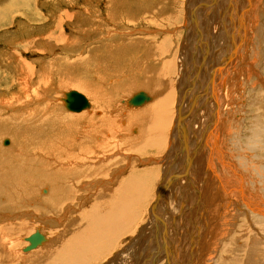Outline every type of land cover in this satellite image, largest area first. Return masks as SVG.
<instances>
[{
  "label": "bare ground",
  "instance_id": "6f19581e",
  "mask_svg": "<svg viewBox=\"0 0 264 264\" xmlns=\"http://www.w3.org/2000/svg\"><path fill=\"white\" fill-rule=\"evenodd\" d=\"M235 1H238V0H234V2ZM241 1H243V4L244 3L248 4V0H239V2ZM227 2H229V0H227ZM208 3L209 2L206 3V6L200 9V13H202L206 7L211 6V9L207 10L206 17H204V20L206 24H209V23L215 24L214 29H216L217 23H218L219 28L217 29V31L223 30L224 34L220 32L221 36L223 37V35H225L224 39L226 38L227 39L224 42L227 41V43L229 44L228 45L224 44V48H223V45L222 46L219 45L221 46L219 47L220 51L217 50L218 47L214 46L216 48L215 51L217 50L218 52L216 51L217 53L215 54L213 52V55L211 54L212 55L211 57L205 56L204 58L205 61L203 60L202 62H200L201 64H199V61H198V64H197L198 66L196 65L198 57L195 56L196 53L195 54L192 53V58H194V60L191 63L193 65L192 72H194V75L193 76L188 75V76L190 79L195 80V89L197 88V92L195 93V89H194V92H192V82H191V84L188 85L190 88V96H191L190 100L188 99L187 95L186 96L180 95L183 88L185 87V85H183L184 83L183 84H181V82L179 83L180 85L179 86V91H180L179 97L176 96L175 92H172L173 88L171 89L170 82H169L171 78L166 79V75L172 74L171 69H173L171 68L172 65L168 62L169 64L168 63L163 64L162 68L157 67L152 70L147 69L145 71L146 78L143 81L140 80L137 76L136 77L134 76V78H130L132 79V82L131 81L129 82L130 80L129 78H125L126 81H128L127 83H129L128 85H126V87L123 86L124 88L123 90H125V92L129 91L134 86L136 87V89L140 87H145V88L151 89V92L155 96V99L152 101L151 100L152 95L149 96V91L146 92L142 90L149 96V99L146 100L147 102L145 101L144 103H142L140 105L142 107L134 108L132 110H129V112L127 113L125 112L124 116L120 115L121 122L118 117V120L120 122L119 124L116 121H114L116 120L115 119L116 116H114V114L112 116L110 114L111 112L109 109L110 106H113V104L111 103L115 102L116 97H114V95L111 92H108V93L103 92V91H101L103 93L96 92L94 89H91L88 86H85L79 81H76V84L73 86H77L79 87V89H83L85 91L89 90L90 95L93 97V101H95V102L89 101L90 106L85 108L87 110L85 109H83L84 111L69 110L65 106V103H64L66 92L63 98H59L63 106L68 111L81 113V114L77 113V116H72L69 114L67 115L65 113L62 115L61 114L59 115L58 113L56 114L54 109L55 107L57 109V106L52 105L51 102H47L46 107H45L47 108V110L45 114L50 109H52L53 112L49 111L47 113L48 117L43 118V122L46 125L40 120L34 126L33 124H30L29 119L33 116H34V119H37V114L34 111L29 110L27 107L23 109L22 108L23 106L21 107V109H23L24 112L22 110H19L20 108L17 109L16 107H14L15 109L14 113L12 115L10 114L9 118L3 117V121L5 122H2V123H5V124L6 123L12 124V122H14L15 123L14 125H16V124H20L21 122L22 128H20L21 129L20 132L25 131L26 129L25 126L26 127L32 126V129L35 131L33 132V134L35 133L34 134L35 137L32 136L33 134L31 135L30 133V135L32 136L31 138L34 137L33 139H37L39 141L40 137L43 136V139H40V140H43V143H44L43 146L44 145L45 146L42 147L41 150H37V153L36 152L34 153L33 151L31 153L25 150L24 147L18 148L16 146H13V149L9 150V148H6L4 150V152L10 156L8 157L1 156L0 164L3 165L5 169L0 175V222L2 220L5 221V223L0 224V260L2 261V264L6 262H11L13 259H16L17 252H18V251L15 252L14 250V253L12 254V251H11L13 250L14 248L13 246L15 245L16 241H19L17 238L11 237L12 233L13 235H15V232H14L15 231V221L12 220L13 219L12 216L14 215L17 216L18 214H21V216L24 218L25 216H28L31 214L30 210L29 209L27 210V207H33L34 211H37V213L43 214V217L48 226L50 225L59 226V224L61 225L64 221H66L65 227L67 229L65 230L69 231L71 226L68 223L69 221H71V219H68V216L71 214V212L75 213V211H77V206L80 207L81 205H83L89 200L87 199V197H84L82 199L83 200L82 202L81 201L78 202L79 198H77V200L75 201V204L74 203L73 205L72 204L66 205V204L74 196L77 197V194H75V189L82 191L83 189H85V187L93 188L95 192H97L99 195L103 197L110 196V194L113 196L111 199H107L106 202H103L99 204L98 206L93 207L91 210H89V208L86 211L83 210L82 215H84V218L82 219V222H80L79 224L76 223L77 224L76 228H73L72 231L66 233L67 234L66 238L63 239L61 236V243H64L63 245L60 243V245L58 246H55L56 244H50V246H47L48 243H57L58 240L45 243V240H46V237H45V240L40 245L34 248L35 250L32 249V251L26 254L22 262L23 264H42V260H43L49 264H88L90 261L96 260L99 254L103 252V250H106L107 248L111 249L112 245L116 243L115 241L118 240V238H120L124 232L125 234H127L130 231L129 224H131L132 226V224H134L133 222L135 220L136 221L138 220L137 215L141 213L140 208L144 205V202L148 197L147 193L149 192L150 184H152L153 181H157L154 179L156 178L158 174H159V177H158L159 181L161 180L163 181L162 183L159 184V186L157 185V189H158L157 197L156 196L154 197L155 199L150 209L151 215L154 220L153 223H155V229L148 232L147 237L145 239L146 242L145 240L143 242L139 241L138 246L135 245L137 246L138 249H137V252L135 253L136 256L133 262L130 260L132 262L131 264H135V263L139 264L138 259L136 260V257L137 258L143 257L144 249H146L147 251V256L145 255L147 259L149 255H151V253H149V251L152 250L150 247L153 248L152 253L155 254L153 256L158 255L157 257L161 258V260H159L158 262L165 260V263L162 262L163 264H180L177 257L174 258V256H172L174 252L177 251V247H178V246H174V243H172V241L174 240L175 244L178 245L179 243H193L191 242V239L189 238L190 236L195 237L196 240H200L203 238L201 236H202V232L204 233V230L200 231L195 226H192V227H189V226L192 224V221H194L195 224H199V222L201 225L204 224L203 221L205 220V217L202 211L204 210V207L207 204L208 198L211 197L209 199V205L208 207H206V209L207 208L212 209L214 208V205L216 204L215 200L217 198V193L219 189H217L215 186H214L215 188L212 186L210 190L207 188L208 184L210 185L212 184L211 183L212 179L208 177L209 174H211L213 179L216 178V179H219L220 182L222 181V183L224 184V187L228 189L229 192L237 191L238 195L237 196L233 195V197H229L227 201L229 204L231 203V206H230L231 209L228 210L230 214L229 213L224 214L223 213L224 211L222 213H219L221 211L217 210L216 205H215L216 211L214 210L215 212L213 213V218L214 219L216 218V221H219L220 219H222L223 221L224 219L223 223H221L222 221H219V226L221 229L218 228L219 230L217 232V235L215 234L217 236L215 240H217V243L221 237H224V240H220L222 243L221 245L222 249L220 250L217 247V243L214 242L215 240L212 239L211 237L209 241V243L211 242V240L213 241V243L210 244L212 245L211 248H214V250H216L215 251L216 254L219 252V250H220V253L216 260L213 258L214 253L213 254L210 253L209 257L211 258L209 259V261H204L205 264H215V263H218V264H262V260L264 259V191H261L262 189L261 188L259 189L257 184L261 183L264 189V172H260L259 175H256L253 178V180H251L250 178L252 177H250V174H252L251 173L252 171H250V169L254 170L256 167L257 168L260 167V166L259 167L256 166L254 168L250 164L255 161L248 160L246 162H242L234 166L224 164L222 161L223 160L225 161L224 159L225 156L223 155L224 154L222 151L223 148L221 149V147L224 146L222 141L224 140L223 142L226 143V139H225V136L224 135L222 136L219 132V126H220L219 123L221 119L219 112L220 110H222L223 102H222V98L219 96L218 88L224 82L222 81L223 74L221 72L222 69H221L220 64H222L223 62L226 63V61H229V57L231 55H234L233 62H237V60L240 59V57H238L240 56V54L235 53L236 51H234V54H231L235 48V45L237 44L235 41V37L232 36L233 39H229L230 33L232 34L235 33V32H231L232 29H236V26H235L236 21L231 22L232 21L231 16L239 8L234 7L235 8L234 10L233 6L230 5V2H229L230 10L229 9L228 10L230 11L229 12L230 17L229 16L227 17L225 13V16H224L225 18H224V17H221L222 15H220L219 12L221 10H222L221 11L222 13L224 12L221 5L223 3V7H225L226 6L225 2L216 0V1H212L211 3H209V5H207ZM254 4H256V2ZM188 7H189V3H188ZM228 10H226V12H228ZM156 11L159 12L160 9L159 11L158 9H156ZM152 15L154 14H151V13L148 15L146 14V17L147 16L151 17ZM217 15H220L218 22L214 20L215 17H217ZM130 17L128 16L127 18L130 19ZM151 18L154 19V17H151ZM227 18H229V20H227ZM236 18L239 19L238 16H236ZM172 19L173 18H171V20ZM196 19L199 20V17ZM122 20L124 19L122 18ZM167 20L169 21V19ZM213 20L215 22H213ZM133 21L129 20V22L131 23ZM195 21L188 20V24H194L193 22ZM226 21H229V23H227ZM154 22L157 23L156 21ZM242 24H243V29L241 30H243L244 32H247V28L249 29V26L244 25L245 23H242ZM124 27H126V25ZM103 30L104 29L102 27V30L98 32L103 33ZM247 34H249V32ZM103 40H104L103 36H100V38L97 39V41H99L100 43H102ZM141 41H144V40H141ZM141 41H138V43L136 44H139L140 46ZM202 42L204 41L202 40L201 43ZM220 43L222 42L220 41ZM203 44L204 43H202V45ZM163 45H165V43ZM96 46L93 47L94 50H96L97 48V50L105 51L106 50L105 46L107 47V44L104 42L103 44H100L97 47ZM131 46H132V43H131ZM191 46H192V43H191ZM85 48L86 46L85 47L82 46V48L80 49H83V50L81 52H77V54L79 55V53H82L83 51H85ZM76 49L77 51H79V47H77ZM155 49L157 50L155 51L156 52L155 55L158 56L160 59H165V54H164L165 48L160 50L158 46V49L157 48ZM190 49L192 52L193 48L190 47ZM186 50L188 49L186 48ZM245 53H246V48H244L243 56L245 55ZM161 56L163 58H161ZM87 59L84 58L86 62L88 61ZM207 59L210 60L211 62L210 66L213 69H211L210 66L206 65V62L210 63L209 61H207ZM96 61L98 62V59ZM161 61H164V60H161ZM204 65H205V68H204ZM195 66L197 67L195 68ZM234 68H235V64L233 63L228 71L229 73L224 77L225 79L229 77L231 71L235 70ZM208 69L209 70L211 69V70L209 71ZM214 71H215V76H212ZM201 75H204V77ZM176 79L177 78H175V80ZM180 80H181V76H180ZM209 80L211 82V92H209L208 87H207ZM203 82H205L206 84ZM214 83H216V85H213ZM202 84H204L205 86V90H204L205 92L204 93L202 92L201 94L200 88L201 86H203ZM201 89L203 90V88ZM227 89H228V86L226 85L225 91ZM140 91L141 90L137 92L135 91V93H133L132 95L134 96ZM56 98L57 97H55L53 101L56 102L57 100ZM130 99L127 100V104L129 106H139V105L131 104ZM150 101H152V103L148 104V102ZM25 102L26 103L28 102L27 98ZM213 102L216 103V107L213 106ZM3 103L5 102L1 103L2 106L6 104V103L5 104ZM93 103L95 104L96 107L105 105L104 107L107 111L106 114L109 113V115L103 116L104 113L102 112V110H97V109L95 110ZM58 105L60 104L58 103ZM204 108L205 110L203 111ZM85 112L86 113L91 112L93 114L95 112V114L97 113V115L95 114L94 115L100 116V117H95L94 115H92L94 117L93 118L92 116L87 115ZM40 116L42 117V115ZM19 117H22V118L25 117V118L23 121H21L18 119ZM76 117H82L86 119L84 121L86 125L84 124V122H82L84 125L82 124V126L80 127H76L75 124L73 126L72 124V127H75L76 129L73 132L72 130H69L68 131L69 134L64 132V135L59 130L56 131L54 129L55 126L57 125L56 124L57 121H61V120L67 121L65 120L66 118H70L72 120L73 118H76ZM223 117L224 115L222 116V118ZM239 118H243V117H239ZM99 119L101 120L100 125L102 122H103L102 125L105 124L103 127L101 125L102 129L97 127L98 126L97 120ZM111 119L114 122H112ZM17 120H19V122ZM242 120L238 121V119L235 118L234 125H237V124L239 125ZM90 121H93L94 123V126H93L94 131H92L93 129H91V126L93 123L91 124V126H89ZM115 122L117 123L116 125L114 124ZM127 122H130V123L127 124ZM196 122H201V126L199 128L195 127ZM110 123H113L112 124L113 126L109 125ZM123 123H125L124 126H123ZM106 124L108 125V127L106 126ZM67 125L70 126L71 124H67ZM173 125H174L173 137L169 139L170 137L168 138V135L170 131L172 130ZM45 127L46 129H44ZM8 129L10 130L11 128L8 127ZM38 129L40 130V132L38 131ZM95 129L97 130L101 129L103 131H95ZM52 131H54L57 134H52ZM13 132H14V129H13ZM36 132H38L39 134H37ZM236 132L240 134L238 130H236ZM75 133H76V136L71 137ZM112 134H115V136H113ZM20 139L22 138L16 137V139L13 141L17 143ZM8 143L9 141L7 143L5 142V145H7ZM22 143L24 145L25 142L23 141ZM76 146H80V148H77ZM59 147H61V149ZM44 149L46 150L45 153L43 152ZM120 150H122L121 153L123 157L119 158V156H117V158L115 159H110L108 157L109 159H107V161L109 162L108 164L105 163L106 156L111 155L112 154L111 152H114V151L118 154ZM194 150L196 151V153L199 152V154H201V156L203 157L202 163H203V166H205V173H207L208 175L207 174L201 175L202 172L200 173L199 171V161L195 160L196 153L194 155ZM34 151L36 150L34 149ZM127 153L128 155H125ZM135 154H137L138 156L139 155L146 156V155L152 154L153 156L149 158L148 157L139 158L141 157L139 156V157H136L137 160L134 161L135 159L134 160L132 159L134 158ZM243 155H245L247 159H250L251 157V154H248L247 156L246 153L245 154L243 153ZM124 160L125 161L127 160V163H125L126 166L120 165L122 164ZM52 161H56L60 165V168L55 167V165L52 164ZM150 161L151 162L154 161L157 164L160 163V165H163L162 167L163 169L160 167H156V166H153V167L150 166L149 169L142 168L143 170H141L140 168L133 167V163L137 162V164L142 165L145 163H149ZM91 162L93 164H91ZM111 164L117 167L119 165V168H115V170L112 169L113 171H110L108 169ZM129 166H131V169L129 170L127 174L123 175L122 173H124L126 168ZM241 176L244 177L245 179L244 178L242 179ZM184 178H187V181H188L187 183H186V180H184ZM258 178L260 181L259 183L256 182L258 181ZM249 180L254 184L252 186V189L254 190L255 193L250 190ZM113 183H114V186L112 188H108V186H110L109 184L112 185ZM179 183H181L180 186H179ZM37 186L38 187L45 186L42 192L45 191L46 193H48L47 196L44 197V195H40V190L37 191V188H36ZM105 186L107 187L105 188ZM202 186L205 188H203V193L201 192L202 194H199L200 191L197 189H200ZM46 188H48V190ZM89 192L91 193L92 191L90 190ZM204 194H205V197L201 199L200 196L201 195L204 196ZM239 200L243 201L242 203L244 206V209H243L244 212L248 216H250L251 221L258 226L257 228L255 227L253 228V226L251 225L253 229H256V231H254L253 229H251L252 231L248 230V233L247 231H245V235H250L246 237L245 239H242L244 237L239 236L240 235L239 232L241 231V229L236 230V225L238 224V219H239L236 217L239 216L240 213H243V211H241L242 209L239 210V205H242L239 203ZM223 201L224 200H222L221 202L223 203ZM170 202H172V207H174V204H173L174 202L176 204L175 208H173L174 209L173 211H172V208L170 207L171 206ZM65 205H66V210H65ZM185 205L189 209H187V207L185 208ZM223 206L225 207V205ZM196 207H198V209ZM180 209L181 210L183 209V210L180 211ZM257 210H260V211H257ZM164 211H167L165 212L167 216V220H164V219H163L164 221L159 220L160 216H163ZM225 211L227 210L225 209ZM235 212H239V213L235 215ZM46 214H48V217L45 218ZM140 216L142 215L140 214L139 217ZM5 217H11V219H8ZM28 218L29 216L27 217V219ZM25 220L22 221L21 225L25 224L23 223L25 222ZM242 221H245V220L242 219ZM27 225L28 224H25L24 225L25 227H22V228L23 229L27 228ZM213 227L210 228L212 229V231L214 230ZM137 228L139 227L137 226ZM210 229L208 228L207 230H210ZM228 231H230L232 234L230 235V237H228L229 236ZM242 232L243 231H241V233ZM125 234L123 236H126ZM189 234L191 235L189 236ZM143 243L144 244L149 243L147 245L148 248H143L142 247L144 246L142 245ZM43 244L45 245L43 246ZM214 245L215 247H213ZM18 255L21 256L23 254L18 253ZM211 255H213V257ZM200 260H202V258H200ZM200 260L198 261L200 262ZM140 261L141 260H139V262ZM154 262L156 263V260L154 259H152V261H147L148 264H155Z\"/></svg>",
  "mask_w": 264,
  "mask_h": 264
},
{
  "label": "rangeland",
  "instance_id": "374dc122",
  "mask_svg": "<svg viewBox=\"0 0 264 264\" xmlns=\"http://www.w3.org/2000/svg\"><path fill=\"white\" fill-rule=\"evenodd\" d=\"M204 1L206 3L207 2L211 3L212 1H216V0H210V1L209 0H22V1L21 0H0V113H2L0 114V120H1L0 122V145H1L0 146V159H1V156H4V157L10 156L4 152L6 148H9L10 150V149H13V146H16L18 148L24 147L25 150L31 153L32 151L34 153L35 152L37 153V150H41V148L45 146V145L43 146L44 144L43 140H40V139H43V136L40 137L39 141L37 139H33L35 137L34 136L35 133L33 134V132L35 131L32 129V126L30 125H29L30 127L25 126L26 128L25 131L20 132L21 130L20 128H22L21 122L20 124H16V125H14L15 124L14 122H12V124L10 123L5 124V123H2V122H5L3 121V117L9 118V115L10 114L12 115L14 113V110H15L14 107H16L17 109L20 108L19 110H22L23 112H24L23 109L27 107L29 110H32L37 114V119H34V116L29 119L30 120L29 123L33 124L34 126L35 124L38 123L39 120L43 122V118L48 117L47 113L49 111H52V109H50L45 114L47 110V108H45L47 102H51L52 105L57 106V109L56 107L54 109L56 114L58 113L59 115L60 114L62 115L65 113L67 115L69 114L72 116H77V113L78 114H81V113L68 111L63 106L62 102L59 100V98L64 97L65 92L70 91V90H77L82 93H85L84 95L86 97L88 96L87 98H89V101H93V97L90 95L89 90H87L88 91L87 92L83 89H79V87L77 86H73L76 84V81H79L85 86H88L89 88L94 89L96 92H101V91L106 92V93L111 92L114 95V97L117 98V99L115 98V102L111 103L113 104V106H110L109 109L111 112L110 114L112 116L113 114L114 116H116L115 117L116 120L114 121H116L118 124L121 122L120 115L124 116L125 112L127 113L129 112V110H132L137 107H142L140 105L139 106H129L127 104V100L133 97L132 94L135 93V91L136 92L139 90L141 91L144 90L146 92L149 91V96L152 95L151 100L153 101L155 99V96L153 95V93L151 92V89L149 88L140 87L136 89V87L134 86L127 92L123 90L124 89L123 86L126 87V85L129 84L127 83L128 81H126L125 78L130 79V78H134V76L135 77L137 76L140 80L143 81L146 78L145 71L147 69L152 70L157 67L162 68L163 64L169 62L172 65L171 68L173 69H171L172 74L166 75V79L171 78L174 81L173 82L171 79L170 81L168 80L170 82L171 89L173 88L172 92H175L176 96L179 97V92H180L179 83L180 82L181 84L184 83L183 85H185V87L183 88L181 92L182 94L180 93V95L181 96L187 95L188 99L190 100L191 99L190 88L188 85H190L192 82V92H194V89H195V80H192L189 78L190 75L192 76L194 75V72H192L193 65L191 63L194 60V58H192V53L194 54L196 53L195 56L198 57L197 63H196L197 65L198 61H199V64H201L200 62L204 60L205 56L211 57L213 55V52L215 54L218 51H220L219 47L223 45V48H224V44L225 45L229 44L227 43V41L224 42L227 39V38L224 39L225 35H223V37L221 36L220 32L224 34L223 30L217 31V29L219 28L218 23H217L216 29H214L215 24L213 23L206 24L204 17H206V12L208 9H211V6L206 7L204 11L200 13V9L206 6V3ZM220 1L226 3L225 7H223V3L221 5L224 11L223 13L221 12L222 10L219 12V14L222 15L221 17H224L225 13L227 17L228 16L230 17L229 2H230V5L233 6V8L234 7L239 8L231 16V19H232L231 22L236 21L235 22L236 29H232L231 32H235V33L233 34L230 33L229 39H233V37H235V41L237 43L231 54H234V51H236L235 53L240 54V56H238L240 57V59L237 60V62H233L234 55H231L229 57V61H226V63L223 62L222 64H220L221 69H222L221 72L223 74L222 81L224 82L218 88L219 96L222 98V102H223L222 110H220L219 112V115L221 116L220 123H219L220 124L219 132L222 136L224 135L226 139V143L223 142L224 140L222 139L223 140L222 143L224 146H222L221 149L223 148L222 151L224 153L223 155L225 156V157L223 156L225 161L223 160L222 162L226 165L228 164V165L234 166L242 162H246L248 160L255 161V162L250 163L255 168L256 166L259 167V166L264 165V153L258 154L257 157L255 158L251 155L250 159H247L246 156L243 155V153L244 154L246 153L247 156H248V153L243 149L241 142L243 138L247 137L252 127H254L257 124L264 125V0H258V2L257 0L256 1L248 0V4L247 3L243 4V1L239 2V0L235 2L234 0H229V2H227V0H220ZM255 2L256 4H254ZM188 3H189V7H188ZM209 3L207 5H209ZM156 9H158V11L160 9V11L157 12ZM226 10H228V12H226ZM238 12L240 15L238 14ZM150 13L154 14L151 16V17H154V19L151 18L150 16L146 17V14L148 15ZM158 14L159 15L161 14V15L159 16ZM220 15H217V17H215L214 20L216 22H218ZM128 16L129 17L131 16L130 19L127 18ZM236 16H238L239 19H237ZM198 17H199V20L196 19ZM122 18L124 20H122ZM166 18L169 19V21L171 20V18L173 19L169 22ZM129 20L131 21L134 20V21L131 23L129 22ZM188 20H192V21L196 20V21L193 22L194 24H188ZM214 20L213 22H215ZM227 20H229V18H227ZM154 21H156L157 23H155ZM241 21L242 23H245L244 25L249 26V29L247 28V32H244L243 30H241L243 29V24L241 23ZM226 22L229 23V21H226ZM123 25L124 26L126 25V27H124ZM101 26L105 30V31L103 30V33L98 32L102 30ZM248 32L249 34H247ZM100 36L104 37L103 42L101 41L102 43L97 41V39H99ZM141 40H144V41H141ZM202 40L204 41L202 43H204L203 45L205 47L201 43ZM138 41H141L140 46L139 44H136L138 43ZM220 41L222 43H220ZM104 42L107 44V47L105 46V49H106L105 51L97 50V48H96L97 51L93 49V47H95L96 45L99 46L100 44H103ZM131 43H132V46H131ZM164 43L165 45H163ZM191 43H192V46H191ZM82 46L84 47L86 46L85 51L86 52L89 51L87 52L88 54L85 51H83L82 53H79V55L77 54V52H81L83 50V49H80L82 48ZM158 46L160 50L165 48L164 49L165 59H160L158 56L155 55L156 53L155 51H157L155 48L158 49ZM184 46L188 50H186ZM214 46L218 47L217 48L218 51L216 50L217 52L215 51L216 48ZM77 47H79V51H77L76 49ZM190 47L193 48L192 52H191ZM244 48H246V53L243 56ZM15 55L16 56L18 55V56L16 57ZM84 58L86 59L89 58V59H87L88 61L86 62ZM161 58L163 57L161 56ZM97 59H98V62L96 61ZM78 60H80L81 62ZM161 60H164V61H161ZM207 61L210 62V60L208 59ZM233 63L235 64L234 69L236 71L235 70H234L235 72L231 71L229 77L225 79L224 77L229 73L228 71ZM206 65L210 66L211 62L210 63L206 62ZM197 66H195V68ZM204 68H205V65H204ZM211 69L213 68L211 67ZM237 69L240 71H238ZM180 76H181V80H180ZM201 76L204 77V75H201ZM212 76H215V71ZM175 78L177 79L175 80ZM130 81L132 82V79H130L129 82ZM202 85L203 86H201V88H203V90L200 88L201 94L202 92L203 93L205 92L204 91L205 86L204 84ZM213 85H216V83H214ZM226 85L228 86V89L225 91ZM207 87H208L209 92H211L210 80H209ZM196 92H197V88L195 89V93ZM55 97H57L56 102L53 101ZM26 98L28 100L27 103L25 102ZM152 101L148 102V104L152 103ZM2 102H5L6 104L5 103L3 104H5L6 106L5 105L2 106L1 105ZM58 103L60 105H58ZM93 105L95 107V110L96 109L102 110V112L104 113L103 116L109 115V113L106 114L107 111L104 107L105 105L103 106L101 105L99 107L98 106L96 107L94 103ZM213 106L216 107L215 102H213ZM21 107L23 109H21ZM204 110L205 108L203 109V111ZM86 114L92 116L95 114V112L94 114L91 112L90 113L88 112ZM40 115H42V117ZM95 115H97V113ZM223 115L224 117L222 118ZM95 117H100V116H95ZM118 117H119L120 122L118 120ZM239 117H243V118H239ZM24 118L25 117L23 118L19 117L18 119L23 121ZM235 118H237L238 121L242 119L243 120L241 121L239 125L238 124L234 125ZM19 120L17 121L19 122ZM65 120L67 121H63V120L57 121L56 123L57 125L54 128L56 131L59 130L60 132H62L63 135H64V132L69 134L68 132L69 130H72L73 132L76 129L75 127H72V124L73 126L75 124L76 127H80L83 124L82 122H84L86 119L82 117H76V118H73L72 120L70 118H66ZM99 120H97L98 121L97 127L101 128V125L103 122L100 125L101 120L100 121ZM111 121L114 122L112 119ZM116 122L114 123L115 125L117 124ZM92 123L93 121H90L89 126H91ZM129 123L130 122H127V124ZM67 124H71V125L69 126ZM84 124L86 125L85 122ZM112 124L113 123H110L109 125H112ZM3 125L5 126V128ZM104 125H102V127ZM124 125L125 123H123V126ZM195 125H196L195 127L199 128L201 126V122H196ZM93 126H94V123L91 126V129H93L92 131H94ZM106 126L108 127L107 124ZM8 127L11 129L9 130ZM13 129L15 133L13 132ZM44 129H46V127ZM101 129H98V130L95 129V131H103ZM173 130H174V125L168 135V138L170 137L169 139L173 137ZM236 130H238L240 134H238ZM38 131L40 132L39 129ZM30 133L31 135L33 134L32 135L34 136L33 138H31L32 136L30 135ZM36 133L39 134L38 132ZM52 134H57V133L52 131ZM112 135L115 136V134H112ZM75 136H76V133L72 135L71 137H75ZM16 137L22 138V139H20L17 143H15L13 140H15ZM26 139L28 142L26 141ZM6 140L9 141L7 145H5ZM23 141L27 143L28 145L24 143L25 145L24 146L22 143ZM76 147L80 148V146H76ZM59 148L61 149V147ZM34 149L36 151H34ZM43 152L45 153L46 150L44 149ZM121 152L122 150H120L118 154L115 151L111 152L112 153L111 155L105 157L106 158L105 163L108 164L109 161H107V159L109 158L115 159L117 158V156H119V158L123 157ZM195 153L196 151L194 150V155ZM125 155H128V153ZM139 156L135 154L132 160L135 159L134 161H136L137 160L136 157H139V158L148 157L149 158L153 155L150 154L146 156H142V155H139ZM202 159L203 157L201 156V154L197 152L195 156V160L199 161V171L200 173L202 172L201 175H204L207 173H205V166H203ZM125 163H127V160L126 161L124 160L122 164L120 165L126 166ZM52 164H54L55 167L60 168V165L56 161H52ZM91 164L93 163L91 162ZM150 166L152 167L156 166L160 168L163 167V165H160V163L157 164L154 161L153 162L150 161L149 163H145L142 165L137 164V162L133 163V167L140 168L141 170L145 168L149 169ZM115 168H119V165L117 167L111 164L108 170L113 171L115 170ZM130 169H131V166L127 167L125 172L122 174L123 175L127 174ZM4 170L5 169L3 165H1L0 175ZM250 171H252L251 172L252 174H250V177H252L250 178L251 180H253V178L256 175H259L261 172L260 167L259 168L256 167L254 170L250 169ZM158 177H159V174L154 179L157 181H153L152 184H150L149 192L147 193L148 195L146 199L147 201L145 200L144 205L143 206L141 205L142 207L139 206L141 207L140 214L142 216L139 217L140 214L137 215L138 220L137 221L135 220L132 226L131 224H129L131 232L129 231L127 234H125L124 232L122 236L118 238V240L115 241L118 244L114 242L115 244L112 245V247L114 246L113 248L111 247V249L110 248L106 249L107 251L109 250L111 252L109 251L107 252L106 250H103V252L101 251L102 255L99 254L97 258L98 260L96 259V260L90 261L91 264H131L133 262L136 256L135 253L137 252V249H138L137 248L139 244L138 242L139 241L143 242L146 239L148 232L155 229V223H153L154 220L151 215L150 209L155 199L154 197L155 196L157 197V191H158L157 185L159 186V184L162 183L163 181V180L159 181ZM208 177L212 179L211 180L212 184L211 185L208 184L207 188L210 190L212 186L213 187L215 186L217 189H219L217 193V198L219 197L218 198L219 200L217 198L215 200L216 209L221 211L219 213H222L223 211H224L223 212L224 214L229 213L228 210L231 209L230 207L231 203L229 204L227 201L229 197H233V195L237 196L238 192L237 191L229 192V190L224 187V184L222 183V181L220 182V180L216 178L213 179L211 174H209ZM241 178L243 179L244 177L241 176ZM184 180H186V183L188 182L187 178H184ZM256 182L257 183L260 182L259 178H258V181ZM249 184H250V190L254 192V190L252 189V186L254 184L250 180H249ZM109 185L111 187L108 186V188H112L114 186V183L112 185L111 184ZM180 185L181 183H179V186ZM257 186L259 189L260 188L262 189L261 191H264L261 183L257 184ZM44 187L45 186H40V187L37 186L36 188H37V191L40 190V195H44L45 197L47 196L48 193H46L45 191L42 192V190H44ZM106 187L107 186H105V188ZM203 188L205 187L202 186L200 189H197L200 191V192L198 191L199 194L203 193ZM46 189L48 190V188ZM90 190L92 191L91 192L92 194L89 192ZM75 194H77V197L74 196L72 199H70L67 202L66 205H71V204L73 205V203L75 204V201L77 200V198H79L78 202L79 201L82 202L83 201L82 199L84 197H87L89 201H87L80 207L77 206V211H75V213L71 212V214L68 216V219H71V221H69L68 223L71 226L69 231L65 230L67 229L65 227L66 221H64L65 223L63 222L61 225L59 224V226L58 225L48 226L43 217V214L37 213V211H34L33 207H27V210L29 209L31 212V214L28 215L29 216L28 219H27L28 216H25L23 218L21 214H18L17 216L16 215L12 216L13 218L12 220L15 221V231H14L15 235H13L12 233L11 237H15L19 241H16L15 243L16 247L14 245L13 246L14 248L11 251H12V254L14 253V250L15 252L17 251L18 252H17L16 259H13V260L11 259L12 260L11 262H6L4 264H23L22 260L24 259L26 254L32 251V250H29V251L24 250L27 244H29V242L26 240V237L33 234L37 230L43 233V235L46 237L45 243L58 240L57 243H48L47 246H50V244H56L55 246L60 245L61 236L63 239L66 238L67 237L66 233L72 231L73 228H76L77 224L82 222V219L84 218V215H82L83 210L86 211L88 208L89 210H91L93 207L98 206L99 204L103 202H106L107 199H111L113 196L110 194V196L103 197L99 195L97 192H95L93 188H89V187H85V189H83L82 191L75 189ZM205 194L204 196L201 195L200 198L202 199L203 197H205ZM210 198L207 199V204L204 207V210L202 211L205 217V220L203 221L204 224L201 225L200 222L199 224H195L194 221H192V224L189 226V227L195 226L200 231L204 230V233L202 232V236H201L203 238L200 240H196L195 237L190 236L191 234H189L190 236L189 238L191 239V242L193 243H179L177 245L175 244L174 240L172 241V243H174V246H178L177 251L174 252L172 256H174V258L177 257L180 264H201V263L205 264L204 261H209V259L211 258L209 257L210 253L211 254L214 253V257L213 255L211 256L215 260L219 256L220 250L222 249L221 247L222 243L220 240H224V237H221L218 243H217V240L215 239L217 237L216 235H217L218 230L221 229L219 226V221H222V219L218 218L220 220L216 221V218L215 219L213 218V213L216 211L215 205H214V208L212 209H209V208L206 209V207H208L209 205ZM150 199L152 200V202ZM222 200L225 201V203L223 201L224 204L221 202ZM242 202L243 201L239 200V203L242 204V205H239V210L242 209L241 211H243V213H240L239 216L236 217V218H239L238 224L236 223L237 224L236 230L241 229V231L243 232L241 233L240 231L239 236L244 237L242 239H245L246 237L250 236V235H245V231H247L248 233V230H251L254 227L257 228L258 226L254 224L251 221L250 216H248L244 212L243 210L244 206ZM173 204H174V207H172V202H170V205H171L170 207L172 208V211L174 210L173 208H175V205H176L175 202ZM66 205H65V210H66ZM223 205H225V207ZM186 207L187 206L185 205V208ZM198 207L196 208L198 209ZM187 209L189 208L187 207ZM225 209L227 211H225ZM182 210L180 209V211ZM257 211H260V210H257ZM165 212L167 211H164L163 216H160L159 220H163V219L167 220V216ZM237 213L239 212H235V215ZM46 217H48V214H46L45 218ZM5 218L11 219V217H5ZM242 219H244L245 221H242ZM23 220H25V222L23 223L28 224L27 228L25 229L22 228V227H25L24 226L25 224L21 225ZM223 222H224V219L221 223ZM3 223H5V221L2 220L0 224H3ZM251 225L253 226V228ZM137 226L139 228H137ZM212 227L214 228V230L216 229L217 230L216 231L213 230L214 231L213 232L212 229H210ZM206 228L207 229L209 228L210 230H207ZM253 230L256 231V229H253ZM124 234L126 236H123ZM228 235H229L228 237L232 235L230 231H228ZM211 237L212 239L215 240L214 242L217 243V247L220 249L217 254L215 252L216 250H214V248H211L212 245H210L211 243H213V241L211 240V242L209 243ZM61 244L63 245L64 243H61ZM148 244L149 243H145V244L143 243L142 245L144 246L142 247L148 248L147 247ZM44 245L45 244H43V246ZM206 247L208 250L206 249ZM213 247H215V245ZM150 248L152 249L150 250L151 252L149 251L151 255H149L147 259L145 257V255L147 256L146 249H144V252L146 254L143 252V257L141 258L136 257V260L138 259V263L148 264L147 261H152V259L156 260V263L154 262L155 264L165 263V260L158 262L159 260H161V258L160 257L158 258L157 257L158 255L153 256L155 255L154 253H152L153 248L152 247ZM18 253H21L23 255L20 256L18 255ZM200 258H202V260H200ZM139 260L141 261L139 262ZM198 260H200V262ZM90 262L88 264H90ZM263 263H264V259L262 260V264ZM0 264H2L1 260H0ZM42 264H49V263H46V261L42 260ZM215 264H218V263H215Z\"/></svg>",
  "mask_w": 264,
  "mask_h": 264
},
{
  "label": "water",
  "instance_id": "95a60500",
  "mask_svg": "<svg viewBox=\"0 0 264 264\" xmlns=\"http://www.w3.org/2000/svg\"><path fill=\"white\" fill-rule=\"evenodd\" d=\"M148 99L149 96L144 91H140L130 99V103L133 105H141ZM64 103L65 106L72 111H82L90 106L88 98L77 90H70L66 92ZM5 142L7 143L8 141L6 140ZM26 240L29 244L24 248V250L29 251L40 245L45 240V236L37 230L33 234L29 235Z\"/></svg>",
  "mask_w": 264,
  "mask_h": 264
},
{
  "label": "clouds",
  "instance_id": "9594fccd",
  "mask_svg": "<svg viewBox=\"0 0 264 264\" xmlns=\"http://www.w3.org/2000/svg\"><path fill=\"white\" fill-rule=\"evenodd\" d=\"M241 143L243 149L254 158L264 153V125L257 124L252 127ZM260 171L264 172V165L260 166Z\"/></svg>",
  "mask_w": 264,
  "mask_h": 264
}]
</instances>
